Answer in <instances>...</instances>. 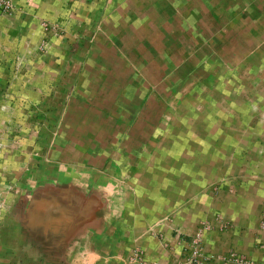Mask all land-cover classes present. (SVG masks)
Masks as SVG:
<instances>
[{"label":"crops","instance_id":"crops-1","mask_svg":"<svg viewBox=\"0 0 264 264\" xmlns=\"http://www.w3.org/2000/svg\"><path fill=\"white\" fill-rule=\"evenodd\" d=\"M12 2L0 264H188L205 224L206 254L264 264V142L228 123L264 0Z\"/></svg>","mask_w":264,"mask_h":264},{"label":"rangeland","instance_id":"rangeland-1","mask_svg":"<svg viewBox=\"0 0 264 264\" xmlns=\"http://www.w3.org/2000/svg\"><path fill=\"white\" fill-rule=\"evenodd\" d=\"M248 64H252L253 71H247L245 75L247 101L246 103H230L231 120L228 121L229 129L230 131H246L249 139L264 142V63L253 59ZM231 74L232 82L238 84L236 80L233 81L236 78L234 76H237V74ZM239 90L241 93L244 91V89L232 88V91H235L238 95ZM244 109L246 110L243 112ZM226 123V121L219 120L216 128L226 131V129L222 130ZM194 126L197 127L195 124Z\"/></svg>","mask_w":264,"mask_h":264},{"label":"built area","instance_id":"built-area-1","mask_svg":"<svg viewBox=\"0 0 264 264\" xmlns=\"http://www.w3.org/2000/svg\"><path fill=\"white\" fill-rule=\"evenodd\" d=\"M14 10L12 0H0V13L11 14ZM3 148L6 145H2ZM7 200L0 199V208H4ZM210 229L209 225H202V227L195 233L190 241V250L187 257L188 264H253L251 261L241 257L240 255L230 252L225 255L212 256L206 254L202 249V239L205 231Z\"/></svg>","mask_w":264,"mask_h":264}]
</instances>
